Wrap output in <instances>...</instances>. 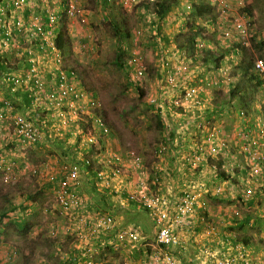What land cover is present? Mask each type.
<instances>
[{
  "label": "rangeland",
  "instance_id": "obj_1",
  "mask_svg": "<svg viewBox=\"0 0 264 264\" xmlns=\"http://www.w3.org/2000/svg\"><path fill=\"white\" fill-rule=\"evenodd\" d=\"M37 1L40 2L32 5L35 15L42 10L43 3L51 12L62 15L59 16L52 38L60 50L63 68L77 70L83 81L81 85L88 90V94L79 100L72 98L71 106L67 102L64 107L56 109L47 105V88L40 94L37 104L26 106L20 95L12 98L17 110L41 128L42 139L34 145L20 144V140L14 136L12 115L0 120V264H25V258L31 261L26 264H64L70 251L75 248V242L83 245L79 236L84 229L79 231L80 224L76 219L82 217L92 224L93 219L89 217L93 211L97 215L107 213L93 209L98 206L101 208L100 200L105 194L112 204L109 211L117 219V226L120 224L119 215L116 214L119 209L141 220V213L137 212L135 205H128L123 193L127 195L136 191L140 196L157 194L167 199L166 208L172 211L174 201L184 187L173 176L182 174L184 167L190 172L188 177L198 173L190 171L181 161V164L176 162L175 169L174 165L167 164L169 159L175 158V153L171 154L173 150L167 140L166 130L173 125L170 116L189 115L195 111L192 108L195 99L201 100V110L207 113L203 111V116L199 115L201 119L206 118L209 125L221 130L224 136L231 135V131H240L242 122L247 121L248 125L254 127L257 120L264 121V80L257 89L259 99L252 105V112L244 110L237 99L228 97L229 90L239 81L233 78L238 60L242 57L252 61L264 60V0H202L212 6L215 23L207 24L198 20L204 26V33L199 39L203 43L208 41V48L223 53L221 67L216 71L209 70L207 65L191 62L185 51L182 58V51L180 48L177 51V45L174 44L177 34L184 31L183 21L190 12L192 2L197 0H170L172 4L168 15L161 21L153 13L151 4L154 0H106V3L105 0H65L78 11L72 17L66 15V8H59L61 0ZM240 21L247 27L244 37L234 30L235 23ZM227 29L231 30L232 37L223 40L221 32ZM233 50H240L239 54L234 56ZM132 57L140 58V77H137L135 69H126ZM182 63L188 66L185 74L180 69ZM50 67H54L53 60ZM169 76L181 79L177 89L166 82ZM25 80L27 85L28 79ZM229 80L234 84L230 86ZM77 81L78 78L74 77V84L77 85ZM187 92L191 95L190 99L186 97ZM87 96L98 101L100 111L96 113L104 119L109 130L107 135H101L88 149L84 147L85 135L78 132L93 131ZM225 101L229 114L224 113L219 105ZM240 111L248 115L240 119ZM157 118L161 120L163 130L157 128ZM101 130L96 124L95 135L99 136ZM192 135L199 136L200 132ZM162 143L168 151L158 155L157 149ZM79 148H83L85 153L81 154ZM110 154L121 159L128 178L121 176L120 180H111L107 188L96 184L88 171L87 178L80 177V184L75 189L77 201L83 200L78 208L85 207L83 211L86 212L79 217V211L76 210L61 212L56 204V184L65 175L67 165L73 160L89 158L94 164L92 171L106 168V159ZM167 154L169 158L165 160L164 155ZM224 158L230 161L229 165L234 175L238 176V182H242V175H245L242 169L247 168L246 163H249L247 158L241 152L224 155ZM235 164H239L237 169ZM229 165L226 164L224 168L227 170ZM159 172L161 174L158 175ZM6 173L10 175L8 182L4 181ZM260 180H264L263 174L248 179V184H244L254 192L252 206L242 205V202L228 204L226 198L210 196L206 198L208 201L204 198L210 217L205 223L197 222L199 226L207 224L217 227L229 240L230 237L236 239L238 246L248 242L245 248L251 246L248 255L253 264H264V187L261 189L257 185ZM112 192L115 193L114 197L111 196ZM236 208L241 217L245 214L253 216L254 212L259 215H254L255 221L250 225L241 227L240 218L233 217ZM172 216L170 214V218ZM195 216H203V211ZM152 224L151 220V231ZM207 229H202V233L200 230L191 231L196 233V238L183 233V245L189 249L194 245L212 248L220 255H226L227 251L229 255L235 254V251H229L230 245H224L225 249L216 246L219 236L211 237L206 234ZM139 242L125 240L124 247H117L115 252L97 251V259L105 264H123L126 259L129 264H140V260L151 256L154 242L134 247ZM258 245L263 247L257 248ZM99 247L95 248L94 245L95 249L101 250ZM15 251V259L9 260Z\"/></svg>",
  "mask_w": 264,
  "mask_h": 264
},
{
  "label": "built area",
  "instance_id": "obj_2",
  "mask_svg": "<svg viewBox=\"0 0 264 264\" xmlns=\"http://www.w3.org/2000/svg\"><path fill=\"white\" fill-rule=\"evenodd\" d=\"M10 1L11 2L7 4V6L0 7V34L4 31V38H2L0 44L4 48L8 47L10 44H14L17 40H22L24 42H43L44 47L53 52L52 56L57 64L56 75L58 78L57 84L47 90V105L51 109H56L64 107V105L69 102V105L71 106L72 98L79 100L83 98L84 95L88 94V91L82 87H77L73 80L71 81L68 79L66 71L62 66V58L59 56L60 51L57 49V45L52 38L58 26L59 19L56 16L57 13L54 11L51 12L50 9L46 8V21L43 22V19L31 12L26 17L22 15L23 11L31 7L30 0ZM65 5L66 15L68 17H72L78 12L72 4H68V2H66ZM234 30L242 37L246 36L247 27L244 22H236ZM221 34L223 40H229L232 37L231 30L228 29L223 30ZM242 43L247 46L246 42L243 41ZM197 47L199 49L205 48V42L203 43V40L199 39ZM180 55H182L183 58L185 53L181 52ZM139 60L140 58L132 57L129 59L127 64L135 69L137 77L142 75ZM180 69L183 74H185L188 71V66L182 63ZM253 70L264 80L263 59H257L254 62ZM8 80L13 85L9 88L11 92H14V89L17 88L18 84L22 83V81L12 76ZM166 82L173 89H177L181 79L177 80L172 76H169ZM44 91L45 88L43 84L40 81H36L34 88L29 91V98L32 103L37 104L40 99V94ZM186 97L190 99L191 95L187 92ZM86 98L88 99L87 106L90 108L89 110L91 113H93H90L93 131H89L88 133L80 131L79 133H83L86 137L84 147L90 148L98 141V138L100 139V135H107L109 130L104 119L100 118V115L96 113L100 111L98 101L95 102L91 97L89 98V96ZM201 103V100L199 101L195 99L193 104L194 107H192L195 108V111H191V114H189L188 117H192L195 114L197 115V108L201 105ZM9 114L12 115L14 136L20 139L23 143H27V145H34L41 141L43 134L40 126L24 114L18 112L12 100L3 98L0 100V120ZM197 116H194L191 120H189L193 123L191 131L192 134L196 132L203 133L204 130L209 129V127L206 128L204 123L197 121ZM241 116H243V113H241ZM96 124L102 129L99 136L97 135L98 137L94 133V127H96ZM187 124L188 122L181 123L178 127L181 131H188L189 128ZM173 127L174 126H172V128ZM254 128L259 129L260 136L247 139V145H244L239 151L243 153L249 162V170L245 173L244 184H248V179L252 180L264 172V143H262L264 140V124L262 121L258 120L254 125ZM210 130L211 131L204 134V139L208 146L205 149L202 148V150L206 153L198 155L197 150H199V147L197 145V141L193 142V151L188 154L189 157L186 162L188 168L198 174L192 176L190 178L191 180L187 182L188 184L184 185L183 189L174 201L172 211L168 207L166 208L167 199L160 197L157 194L140 196L136 191L127 193L126 201L129 203L131 201L132 204L136 206L137 212L142 211L147 214L156 228L154 238L156 250L151 256L148 264H253L250 261V254L248 255L249 250L243 246L236 245V242L229 240V238L224 235L218 239V242L215 245L220 248L222 247V249H225L224 245H227V247L230 245L231 249L229 251H235V254L229 255V252L227 251L226 255H220L221 253L215 249L205 248L204 250L202 249L199 251L200 254L198 256L199 258L196 259L197 262H191L184 256L185 247L183 245L182 235L183 233L190 234L191 231H193L197 222V217L195 216L196 209H201L205 212L206 208H208L204 198L206 199L205 194L207 193L208 187L212 181L201 182L199 178H203L205 173L207 177L213 179L216 173V168L214 166L208 168L205 160V156L215 155L219 152V146H216L217 140L219 139L216 138L217 135L215 133V129ZM192 136L194 138L197 137L195 135ZM219 145L221 144L219 143ZM167 151L168 148L163 143L160 144L157 149L158 155H163ZM183 157L184 155H181V158ZM82 162L83 163L80 164L79 161L76 160L67 165L65 175L61 177L56 184L58 186L57 195L55 196L56 204L63 213L78 210V207L80 206L81 201H77L75 197V189H77V186L80 184L81 168L89 167L90 169H93L94 167L92 160L89 158L83 159ZM80 165H82V167ZM106 165V168L103 167L94 170V180L96 184H102L105 185L103 187L108 188L111 180H120L119 177L121 176H123L122 178H128V176H126V171L123 168L121 159L118 156L110 154L106 159ZM201 166L204 168L206 167V169H201ZM9 180L10 175L8 173L4 174V181L8 182ZM214 191L216 195L220 194L222 192L221 185H218ZM253 195L254 192L251 191L250 187L245 189L242 193L244 201L253 200ZM170 214H173L172 218H170ZM234 216H239V213H234ZM76 221L84 227V232L80 234L79 239L83 243L81 248H83L85 252L84 256L82 255V258L77 264H105L103 262H98V259L95 257L97 251L94 248V239H98L101 231L111 233V230L115 226L114 216L110 214V211H107L104 215H97V217L93 219L92 224L86 222L83 218H79ZM134 229L135 231H128L125 229L118 231V240L122 243L125 240H128L131 243H137L140 240V235L137 229ZM218 231L217 227L208 226L206 234L219 236ZM102 242L103 246L104 241ZM14 255L15 252L11 257L14 258ZM183 257L186 258V261ZM123 264L128 263L123 262Z\"/></svg>",
  "mask_w": 264,
  "mask_h": 264
},
{
  "label": "trees",
  "instance_id": "obj_3",
  "mask_svg": "<svg viewBox=\"0 0 264 264\" xmlns=\"http://www.w3.org/2000/svg\"><path fill=\"white\" fill-rule=\"evenodd\" d=\"M10 2H11L10 0H0V7H5ZM32 2H33V0H32ZM65 3H66L65 0L59 1V4H58L59 8L65 10V7H66ZM105 3H106V0H105ZM171 4H172V1H170V0L169 1L168 0L167 1L166 0H154L152 2L151 5L153 6V10H154L153 13L156 16V18L159 19L158 21L163 20V18L168 15L169 8H170ZM46 6H47L46 3H43L42 4V10L40 12L39 11L36 12V15H38L44 21H46V17H45L46 16V14H45L46 8H47ZM30 8H31V10H30ZM30 11H32V12L34 11L32 9V7H29V9H26L25 11H23L22 15L24 17H26L30 13ZM56 16L59 19V16L61 17L62 15H59V12H57ZM186 18H185L186 19L185 22L183 23L184 31L177 34V36L174 39V44L177 45L176 46L177 51H178V48H180V51H182V53H183V51H185L187 53V57H189L190 61L193 63L198 61L199 65H203V66L207 65L206 67L209 70H212V69H214L215 71L219 70L221 67V64H220L221 60L223 59V53L222 52H216V51L209 49V48H207V49L202 48V51H201V49H199L197 47L198 41H199V36H202L204 33L203 23H205V22H207V24L208 23L212 24V22L215 23V16L213 13L212 6L210 4L204 3L202 0H197L196 2H192L189 15ZM198 20L203 22V23L198 22ZM206 43L210 44L208 41H206ZM239 51L240 50H233L234 56H237V54H239ZM253 63H254V60L252 61V59H248L247 57H242L238 60L236 66H235L236 67L235 68L236 73H234L235 77H233V78H235L239 81L228 92L229 99H232V98L237 99L240 102V104L242 105V108H244V110H247L250 112H252V105L254 106L256 100L259 99L257 89L259 86H261L263 84V80L261 79V77L258 76L255 72H253ZM2 64L3 63L0 59V70L3 68ZM128 68H126V69L129 71L134 70L133 67L128 66ZM65 71H66V75H67L68 79L76 77V78H78L80 85L83 84V81L81 80V78L78 75V72L75 68H72V67L66 68L65 67ZM236 74H237V76H236ZM231 75H233V74H231ZM232 81H233V79H232ZM232 81L231 80L228 81L229 82L228 84L230 86L232 84H234ZM26 95L27 94H25L23 96V100H24V104L26 106H28V105H30V98L28 99ZM225 104H227L226 101L219 104V105H221V110L224 113L229 114V111L226 108ZM205 107L209 108L210 106H205ZM217 109H219V108H217ZM200 110H201V107L199 106L197 108V115L203 116L204 110H201V111ZM212 110H214V108L210 110V113ZM204 113L207 114L205 111H204ZM241 113H243V116L248 115L246 112L244 113L241 111ZM186 118H188V120H186V121H189V120H191L192 117H188V115H186ZM241 118H242V116H241ZM199 121L204 123L206 128L209 127V129L203 131V134L211 131L210 129H214V126H210L209 125L210 122L208 120H206V118L201 119V116H199ZM245 122L246 123H244V122L241 123L242 125H240L241 126L240 131H238V132L231 131L230 132L231 135L228 134L232 138V140H230L229 137L224 138L223 136H221L219 129L218 130H217V128L215 129V133L217 135L216 138L219 139V140H217V143H216L217 144L216 146H219V148H218L219 152H217V154H215V155L205 156L207 167L210 168L211 166H214L216 168V173L212 179V183L209 185L207 193L205 194V197L208 199L210 198V196H212L216 199L217 198L218 199L226 198L228 204H232L235 202H242L241 203L242 205H247V206H252L254 203L253 200H247V201L243 200L242 193L245 191V189H247L249 187L244 186V178H241L242 182H238V180H237L238 176L234 175V172L232 170L233 168L229 165L230 161L226 160L225 158L222 159L224 155L227 156V155H231L233 153L239 152L244 145L245 146L247 145V143H248V142H246L247 139H251L254 135L260 136V131L258 128H254L255 129V131H254L251 124L248 125L249 122H247V121H245ZM156 125H157V128H159L160 130L164 129V126H163L161 120H159L158 118L156 121ZM234 135H235V137H234ZM219 143L221 145H219ZM259 143H261V142H259ZM85 148H87V147H85ZM79 151L84 152L83 148H81V149L79 148ZM168 157H169L168 154L164 155L165 160H168ZM226 164H227V166L229 165V168L227 170L224 168ZM235 165H236V169H237V167H239V164H235ZM246 166H247V168L245 167V169H242V173L243 172L246 173L249 170V163H246ZM233 167H235V166H233ZM200 168H202V167H200ZM87 171H89L90 173H93L95 175V173L89 167L87 168ZM238 171H236V172H238ZM262 174L264 175V172ZM242 176L244 177L245 175H242ZM234 177H236V179H234ZM159 181H160V178H159ZM258 182L260 184H257V185H259V187H261V189H262L264 187V180H260ZM218 185L219 186L221 185L222 192L220 194L216 195L214 190ZM226 192H228L227 193L228 195H226ZM111 196L114 197L115 194H111ZM123 196L125 198L127 197V195L125 193L123 194ZM102 198L103 199L100 200V207L101 208H99V206H98V207H95L93 209H95V210L101 209L102 213H104V212L109 211V209L111 210L112 204L110 205V199L106 194ZM98 201H99V199H98ZM96 202H97V200H96ZM127 203L129 206L133 205L131 201H130V203L129 202H127ZM102 207H104V208H102ZM200 210L201 209H196L195 215H197L200 212ZM134 211H135V209H134ZM76 212H78V210ZM78 213H79L78 217L84 215L82 213V211L78 212ZM131 216L134 217L135 215L132 214ZM79 218H82V217H79ZM79 218H77V219H79ZM207 218L209 219L208 214L205 211V212H203V216L197 217V222L199 221V223L200 222L205 223ZM250 220H251V217H249V216L245 217V222L249 223ZM203 225L207 226V224H203ZM201 227H203V226H201ZM82 229H84V227H83V225H80L79 231H81ZM106 238H105V240H101V242L104 241V244H103V246H102L103 242L99 244L101 250H98V251H103L105 248H109L108 245H109L110 236L106 235ZM231 240L233 242H237L236 239H234V238H232ZM245 244H248V242H245ZM97 246L98 245H95V248ZM84 254H85V252H84L83 248H81L80 253L78 250L74 251L72 249L70 251V253L68 254L67 264H77L80 261V260H77V257L80 256V258H82L81 256L82 255L84 256ZM64 264H66V263L64 262Z\"/></svg>",
  "mask_w": 264,
  "mask_h": 264
},
{
  "label": "crops",
  "instance_id": "obj_4",
  "mask_svg": "<svg viewBox=\"0 0 264 264\" xmlns=\"http://www.w3.org/2000/svg\"><path fill=\"white\" fill-rule=\"evenodd\" d=\"M36 2H40V1L33 0V2L32 1L30 2V6L32 7V5H35ZM30 12L32 14L34 13L32 11H30ZM188 15L189 14H187V16ZM43 22H44V20H43ZM184 22L185 21H183V23ZM2 38H4V31H2L0 34V42H1ZM52 55H53V52L51 50L49 51L48 49H46L44 47V43L41 41L24 42L22 40H19V41L17 40L14 44H10L8 47H4V48L0 44V59L3 63L2 64L3 68L0 70V100L3 98L12 100V98H16L17 95H20L23 98V96L25 94H27L26 96L29 99V91L34 88L36 81H40L43 84L45 89L47 88L49 90L50 88L54 87L58 82V78L56 75L57 64L55 63ZM52 60L54 63V67L51 68L50 66H51ZM194 63L196 65H198L197 61ZM19 72H21V73H19ZM11 76L22 81V83L18 84L17 88L14 89V92H11L9 90V88L13 86L12 83L8 80ZM25 78L28 79V84H27L28 86L24 82V81H26ZM70 80L72 81L73 78H70ZM77 85L80 86L78 81H77ZM45 94L47 96V93H45ZM13 102H14V100H13ZM23 102H24V100H23ZM231 102H233V100ZM30 103H32L31 99H30ZM18 112H21V111L18 110ZM236 112H238V110ZM240 115H241V111L238 113V118L241 119ZM184 116H186V115L180 114V116H177V115H175L173 117L170 116V121H172L171 124H173L172 126H174V127L172 128V126H171L170 128H168L166 130L167 138L171 144L170 147L173 150L171 152V154L173 155V152L175 153V158L169 159L167 164H170V166L174 165V169H175L176 162H178V164H181V162H182V164L187 165L186 160L189 157L188 154H190L193 151V147H194L193 142L194 141H197V145L199 147V150H197L198 155L206 153L202 150V148L205 149L208 146L207 143L205 142L203 133H200V135L195 137V138L192 136L190 128L192 129L193 123L190 121H186V120H188V118H186ZM196 119H197V121H199V115L196 117ZM4 120H6V117L4 118ZM187 122H188L187 125L189 128L188 131H181L178 127V124L187 123ZM252 128L255 131L254 127H252ZM219 131H220L221 136H223L224 138L228 137V135L224 136L222 134L221 130H219ZM78 132H80V131H78ZM253 137H256V135H254ZM19 142H20V144L21 143L23 144V142L21 140ZM262 143H264V140L262 141ZM181 146L183 147V150H185V154L181 150ZM79 152L82 154V151H79ZM181 155H184V157L181 158ZM73 161H75V160H73ZM78 161L80 164L83 163L82 162L83 159L81 161L80 160H78ZM80 166L82 167V165H80ZM201 169H205V168L202 167ZM86 170H87V168H85V169L81 168L80 177H82V179L87 178L86 175H87L88 171H86ZM184 170L185 171H183L182 174L176 173L177 175L173 176L174 179L182 182L183 185L188 184L187 182L191 180L190 179L191 177H188V176H190V172L187 171L186 167H184ZM89 174H91L93 177H95V175L93 173L89 172ZM159 174H161V173L159 172L158 175ZM199 180L201 182H206V181L208 182V181H212V178L207 177V175L204 173V177L199 178ZM112 194H115V193H112ZM82 201L83 200H81V203H82ZM84 208L85 207H82L81 209L78 208V211L79 212L82 211V213L84 214L86 212V211H83ZM89 209H90V207H89ZM231 210H233V209L231 208ZM200 211H202V210H200ZM206 212L208 214V217H210L209 216L210 213H209L208 208H206ZM138 213H141V220L140 221H138L136 218H134L135 216L133 217L131 215H128L127 213H124L122 210L120 211V209H119L116 212V214L119 215V216H117V218L119 219V222H120L119 226H117V222H118L117 219L115 220V218H114L115 226L111 230V233L110 232L106 233L105 231L101 232L98 236V239H96V238L94 239L95 245H99L101 243V239L105 240L106 235H109L110 236L109 245H108L109 248H105L104 250H110V251L113 250L112 252H115V249H117V247H124L123 245H125L124 241L122 243L118 240V236H119L118 231H120L122 229H125L128 231L129 230L135 231L134 228L137 229V231L139 232V235H140V242L138 244H135L134 247H143V244L146 242H149V241L154 242V238H155V230H154L155 227H154V225L152 224L153 231H151V228H152L151 227V220L148 221L149 218H147V216L144 214V212L139 211ZM234 213L240 214V212L238 211V208H236V211ZM255 214L257 216L259 215L257 212H254V215ZM254 215L252 216V214H245L243 217H240L239 220H240L241 227H243V225H245V226L250 225L252 222H254L255 221ZM248 216L251 217V220L249 223L245 222V217H248ZM96 217H97V214H95L93 211V215H90L89 218L94 219ZM201 226H203V227H201ZM201 226H199V223L197 224V222H196V225L193 228V232H199V230H200V232L202 233V229L204 230L209 225L205 226L202 224ZM188 235H190V236L192 235V236H194V238H196L195 237L196 233L195 234H193V233L189 234L188 233ZM209 235L211 237L213 236V234H209ZM218 235L220 238L224 234L221 230H219ZM81 246L82 245H80V243L76 241L75 242V249H73V250L74 251L78 250L80 253ZM261 246L262 245H258L257 248L261 247ZM153 247H154V250H153L151 256L154 254V252L156 250L155 242H154ZM184 247H185L184 256L186 258H188V260L191 262H195L196 259L199 258L198 257L200 254V252H198L199 249L204 250L203 247H198V245L191 246V249H189V247L187 245H184ZM96 251H98V250L96 249ZM16 255H17V253L15 251V256ZM11 256H12V254L9 256V258H8L9 260L15 259ZM151 256L149 255L148 258L145 257V260H142V261L140 260V264H148L147 259L150 261ZM95 257L97 258V252L95 254ZM185 257H183V258H185ZM0 258H2V256H0ZM186 258H185V261H186ZM80 259H81L80 256H78L77 260H80ZM64 261H65V263L68 262L67 258ZM24 262H25V264L31 263V261L26 259V258H25ZM124 262H127L129 264L127 259Z\"/></svg>",
  "mask_w": 264,
  "mask_h": 264
},
{
  "label": "clouds",
  "instance_id": "obj_5",
  "mask_svg": "<svg viewBox=\"0 0 264 264\" xmlns=\"http://www.w3.org/2000/svg\"><path fill=\"white\" fill-rule=\"evenodd\" d=\"M191 8V7H190ZM208 48V43H206L205 42V49H207ZM210 49V48H209ZM202 50V49H201ZM257 59H255L254 60V62L256 61ZM254 64V63H253ZM128 67V66H127ZM129 69V68H128ZM253 72H255L254 70H253ZM256 73V72H255ZM257 74V73H256ZM258 75V74H257ZM262 79V78H261ZM263 80V79H262ZM80 84V83H79ZM77 87H82V88H84V89H86L85 87H83V86H79V85H77ZM87 90V89H86ZM88 91V90H87ZM92 97H93V95H92ZM89 118H90V116H89ZM91 119V118H90ZM260 121H262V123L264 124V121L263 120H261V119H259ZM258 121V120H257ZM167 140H168V138H167ZM181 150L184 152V154H185V150H183V147L181 146ZM188 167V166H187ZM190 170V169H189ZM191 171V170H190ZM193 172V171H192ZM233 217H235V216H233ZM241 216H240V214H239V216H237V217H235V218H240ZM225 236V235H224ZM232 238L230 237V240H231ZM238 242V241H237ZM236 242V243H237ZM243 247H245V246H247V245H245V244H243L242 245ZM249 248H248V250H252L251 249V246H248ZM255 247V246H254ZM254 249H256V247L254 248ZM262 250H264V248H262Z\"/></svg>",
  "mask_w": 264,
  "mask_h": 264
}]
</instances>
